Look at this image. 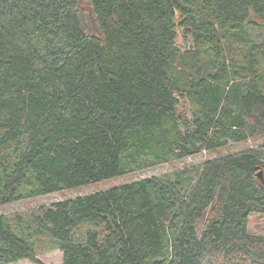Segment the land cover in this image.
<instances>
[{
    "label": "trees",
    "instance_id": "trees-1",
    "mask_svg": "<svg viewBox=\"0 0 264 264\" xmlns=\"http://www.w3.org/2000/svg\"><path fill=\"white\" fill-rule=\"evenodd\" d=\"M262 135L264 0H0V206ZM253 214L264 143L1 213L0 264H264Z\"/></svg>",
    "mask_w": 264,
    "mask_h": 264
},
{
    "label": "rangeland",
    "instance_id": "rangeland-1",
    "mask_svg": "<svg viewBox=\"0 0 264 264\" xmlns=\"http://www.w3.org/2000/svg\"><path fill=\"white\" fill-rule=\"evenodd\" d=\"M182 41V38L180 39ZM183 45V44H182ZM185 49L193 50V43L188 40ZM264 143V135L255 138H250L243 142L229 141L228 146L214 151H200L197 154L189 156L182 160H173L172 162H166L159 164L155 167L139 170L134 173H126L124 175L115 176L109 179H104L99 182H94L78 187L64 188L59 191H55L49 194L36 196L30 199L21 200L13 203H9L0 206V214L4 213L8 215L12 221L13 215L16 213H27L29 209L36 208L38 206H50L55 202L75 198L82 195H87L99 191H104L118 185L128 183L140 177H146L151 175L163 174L167 172H174L183 168H194L208 159L223 155L226 153L254 147ZM249 228L252 233L264 234V215L253 214L250 217ZM44 238V237H43ZM43 241V239H42ZM45 245L41 246V253L37 256L40 263H35L30 260H21L17 263L11 264H63V253L59 249L51 250L50 243L44 238Z\"/></svg>",
    "mask_w": 264,
    "mask_h": 264
}]
</instances>
